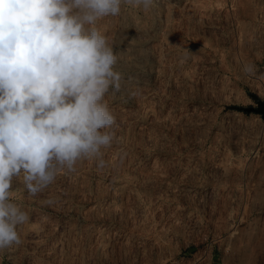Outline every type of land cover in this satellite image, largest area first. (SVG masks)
Listing matches in <instances>:
<instances>
[{"label":"rangeland","instance_id":"1","mask_svg":"<svg viewBox=\"0 0 264 264\" xmlns=\"http://www.w3.org/2000/svg\"><path fill=\"white\" fill-rule=\"evenodd\" d=\"M114 139L31 195L0 264H264V0H154L97 23ZM254 66V73L244 71Z\"/></svg>","mask_w":264,"mask_h":264},{"label":"clouds","instance_id":"2","mask_svg":"<svg viewBox=\"0 0 264 264\" xmlns=\"http://www.w3.org/2000/svg\"><path fill=\"white\" fill-rule=\"evenodd\" d=\"M154 0H0V252L21 243L29 215L14 202L21 178L35 195L111 146L105 101L121 90L118 56L98 21ZM244 71L252 74V65Z\"/></svg>","mask_w":264,"mask_h":264}]
</instances>
